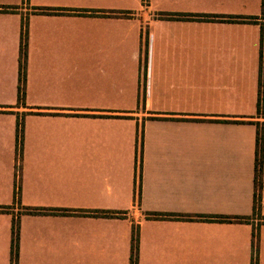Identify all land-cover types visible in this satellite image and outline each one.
Masks as SVG:
<instances>
[{
    "label": "crops",
    "instance_id": "0c3cea01",
    "mask_svg": "<svg viewBox=\"0 0 264 264\" xmlns=\"http://www.w3.org/2000/svg\"><path fill=\"white\" fill-rule=\"evenodd\" d=\"M261 65L264 0H0V264L14 224L17 264H129L135 229L138 264H264Z\"/></svg>",
    "mask_w": 264,
    "mask_h": 264
},
{
    "label": "trees",
    "instance_id": "16d2710c",
    "mask_svg": "<svg viewBox=\"0 0 264 264\" xmlns=\"http://www.w3.org/2000/svg\"><path fill=\"white\" fill-rule=\"evenodd\" d=\"M219 20L223 21H244L246 18L241 17H218ZM263 67H260V81H259V93H258V113L262 110L261 103L264 101V80L262 78ZM24 83H25V48L22 47L20 51V68H19V88H18V104L24 100ZM22 133V122H18V139L21 138ZM20 141V140H19ZM262 151H263V134L260 129L257 130L256 135V153H255V174H254V194H253V216L260 212V200H261V169H262ZM116 216H122L123 212H116ZM159 214L148 213L150 217H158ZM179 219L182 217L178 216ZM202 218V217H201ZM207 221L217 222H246L249 217H229V216H206L203 217ZM202 218V219H203ZM254 235V242H255ZM18 227L16 224L12 228V254L11 264H17V248H18ZM137 254V230H133L132 235V247H131V262L136 264ZM252 264H256V259L253 260Z\"/></svg>",
    "mask_w": 264,
    "mask_h": 264
},
{
    "label": "rangeland",
    "instance_id": "374dc122",
    "mask_svg": "<svg viewBox=\"0 0 264 264\" xmlns=\"http://www.w3.org/2000/svg\"><path fill=\"white\" fill-rule=\"evenodd\" d=\"M258 93H259V91H258ZM256 108L258 109V98H257ZM261 108H264V101L261 103ZM260 214L261 213L258 212V213L255 214V216L260 217ZM252 215H253V213H252ZM132 235H133V233H132ZM131 247H132V236H131ZM135 258H136V264H138V236H137V254H136V257ZM129 264H132V262H131V256H130Z\"/></svg>",
    "mask_w": 264,
    "mask_h": 264
}]
</instances>
